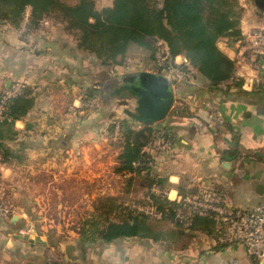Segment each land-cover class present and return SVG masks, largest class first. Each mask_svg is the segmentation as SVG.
I'll return each mask as SVG.
<instances>
[{
	"label": "crops",
	"instance_id": "crops-1",
	"mask_svg": "<svg viewBox=\"0 0 264 264\" xmlns=\"http://www.w3.org/2000/svg\"><path fill=\"white\" fill-rule=\"evenodd\" d=\"M113 2L97 0L96 5L102 9ZM240 2L244 6L241 29L247 35L264 22V0ZM30 10L29 6L19 27L0 22V92L28 84L36 96L29 113L16 121L18 135L9 140L13 148L25 149L24 158L0 159V179L10 187L8 203L20 213L16 220L0 217V264H49V256L58 259L49 241L34 243L10 232V225L30 222L31 212L38 213L40 227L53 228L79 226L105 197L118 198L134 209L148 207L136 201L147 192L141 179L115 169L122 146L109 140L108 129L118 117L128 118L136 127L145 125L128 113L136 110V96L124 89L116 92L127 83V74L141 70L165 75L174 92L167 116L147 123L174 135L171 144L148 148L155 157V174L171 184L168 190L160 186L151 190L172 197L182 195V190L206 191L239 206L264 203V192L258 190L264 189L260 186L264 185V69L257 72L249 64L236 63L231 78L213 84L190 65L186 55L178 54L176 60L194 74L192 80L176 79L165 70H154L152 58L142 48L133 47L124 59L119 41L98 52L81 48L75 33L52 18L43 19L29 33ZM159 43L169 50L165 40ZM218 44L235 58L239 43L229 46L222 37ZM240 73L258 77L252 87H246L238 78ZM93 85L102 87L99 107L69 112L73 103L83 107V93ZM123 94L131 103H118ZM217 111L226 116L224 122L214 120ZM131 177L133 184L127 188ZM185 231H168L158 239L138 235L98 239L84 252L77 248L60 257L66 264H264V256L249 255L241 243L219 245L201 229Z\"/></svg>",
	"mask_w": 264,
	"mask_h": 264
},
{
	"label": "trees",
	"instance_id": "trees-1",
	"mask_svg": "<svg viewBox=\"0 0 264 264\" xmlns=\"http://www.w3.org/2000/svg\"><path fill=\"white\" fill-rule=\"evenodd\" d=\"M97 0H0V22L9 21L19 27L27 8L31 13L27 23V32L36 31L42 20L52 18L65 24L67 30L75 33L78 46L92 52L114 42H121L122 58L133 47L144 49L145 56L151 57L156 66V54L163 39L169 46L173 56L184 54L191 66L205 75L213 84L231 78L236 69V61L223 51L218 42L227 38L229 46H234L244 39L241 19L244 6L240 0H114L110 6L99 9ZM135 52V51H134ZM137 53V52H136ZM148 53V54H147ZM241 84V81H237ZM5 92H0V103ZM100 96L95 85L88 87L83 99L89 100ZM36 101L35 91L31 85L25 84L4 102L0 114V159L20 161L24 158V148H13L9 140L14 139L19 129L18 119L24 118ZM120 120L117 141L122 150L119 154V172H133L146 185L144 198L136 201L154 206L161 213V218L142 209L124 206L115 197L99 199L96 215L87 217L84 224L91 231L84 240L95 238L112 240L122 236H149L161 238L168 231L187 234L185 228L201 229L212 235L218 242L221 226L212 210L202 209L187 202L185 197H204L206 191L193 192L180 190L183 199L173 200L166 192L152 191V186H160L168 190L167 179L154 172L155 157L147 144L155 131L153 124L134 126L128 118H114L109 126L112 136L115 124ZM28 127L32 123H27ZM174 141V135L166 131ZM128 178L127 188L133 183ZM220 197V196H219ZM223 198L220 197V201ZM184 214L180 218L178 213ZM117 219H111L110 214ZM174 224L175 228L170 225ZM93 234V235H92ZM192 234V233H190Z\"/></svg>",
	"mask_w": 264,
	"mask_h": 264
},
{
	"label": "built area",
	"instance_id": "built-area-1",
	"mask_svg": "<svg viewBox=\"0 0 264 264\" xmlns=\"http://www.w3.org/2000/svg\"><path fill=\"white\" fill-rule=\"evenodd\" d=\"M160 44V43H159ZM238 53L235 56L237 65L243 66L249 64L257 72L260 69H264V22L261 25L253 28L244 39L241 40L237 46ZM154 70H165L170 75L180 80H192L193 70L185 67L183 63L178 62L170 51L160 44L156 54V66ZM258 75L240 73L239 79H243L244 86L252 87L256 82ZM20 89L19 86L12 88L6 92L3 101L0 103V114L4 108V102L6 99L15 94ZM99 97L95 96L85 102L83 106L98 105ZM76 104L69 106V109L73 113L78 112ZM213 118L217 122H224L227 118L219 111L213 114ZM119 124L117 125V133L119 130ZM173 141L167 136V133L159 129L155 131L153 137L146 146V149L163 148ZM170 199L181 200L182 195L172 197L170 193H166ZM185 200L196 207L202 209H208L215 212L217 220L221 226V233L218 238V242L222 244L241 243L245 246L249 255L254 257L264 256V203H258L253 206H239L228 200L215 199L209 192L204 194V197L186 196ZM11 210V206L0 197V211L4 214H8ZM142 210L158 216L161 215L154 206L143 207ZM180 218H184V214L178 213ZM49 264H61L53 260V257H48ZM63 264V263H62Z\"/></svg>",
	"mask_w": 264,
	"mask_h": 264
},
{
	"label": "rangeland",
	"instance_id": "rangeland-1",
	"mask_svg": "<svg viewBox=\"0 0 264 264\" xmlns=\"http://www.w3.org/2000/svg\"><path fill=\"white\" fill-rule=\"evenodd\" d=\"M30 8H31V6H30ZM95 87H98L102 90V87H100V86L95 85ZM11 89H9V90H11ZM103 89H104V87H103ZM125 94H127V92ZM125 94H123V96L120 97L121 99L118 100V103L121 104L122 106L127 105V103H131V99L126 100L123 98V97L127 96ZM84 101H87V100H84ZM112 102H113V100H111V103ZM98 107H99V101H98V105L96 107L83 106L82 108L80 107L79 110L81 111V110L87 109V110L92 111V110L97 109ZM132 111H135V109H133ZM69 112H71L70 109H69ZM118 124L120 126V120L117 121L115 124L114 133L109 138L110 141H117L115 139H117L118 133H119V130L117 133V125ZM15 165H17V163H15ZM117 166H116V168H117ZM140 186L139 187L137 186V187L142 189L143 187H140ZM8 189H10L9 182L7 183V181H2L0 179L1 201L4 200L7 203H8V200H7L8 198L6 196L8 194H6V191L8 192L9 191ZM172 195L175 196V194H172ZM93 212H95V211H93ZM93 212L86 213L87 215H85V218L87 219V217L94 216L95 213H93ZM16 214H20V213L14 207H11V210L7 215L4 214L2 211H0V217L7 219V220L12 219V217H14V215H16ZM97 214L98 213L96 212V214H95L96 218L99 219V216H97ZM29 215H30V219H31L30 222L25 220L26 223L24 225L22 224V226H19V227H15L13 225H10V232H15L16 234L21 235V236H26V238L27 239L29 238L30 241L32 238L34 240V243H36V242L39 243L42 241H49V243L51 245H53L55 247V249L57 250L56 254H57V258L59 260L57 259L55 261L58 263L62 264L64 262L61 259L60 254L65 253L66 251L71 253V252L77 250V248H81L82 251L84 252L88 246H90V247L93 246L94 242H97V240H98V238H95V237L93 239H90V240H84V239H86V236H88L90 234L89 232L91 231L84 224V221L86 220L85 218H84L85 220H83V222L80 223L79 226L76 225V223H75V226H72L71 224L68 226H65L63 224L64 226H61V227H53V228L45 227V228H43V227H40L38 225L37 221L39 219V216H38L37 212H31V213H29ZM110 215H111L110 216L111 219H117L118 218V217H116V215H113V213H111ZM36 240H39V241H36ZM73 241H76V242L73 243ZM66 242H68V244H67L68 246L66 247V249H64L63 245ZM48 262H49V260H48ZM63 264H66V263H63Z\"/></svg>",
	"mask_w": 264,
	"mask_h": 264
},
{
	"label": "water",
	"instance_id": "water-1",
	"mask_svg": "<svg viewBox=\"0 0 264 264\" xmlns=\"http://www.w3.org/2000/svg\"><path fill=\"white\" fill-rule=\"evenodd\" d=\"M127 76H129L128 79L130 78V81H135V83L132 85L126 83L117 89L116 92L119 93V90L124 89L136 96V110H128V113L144 124L166 117L174 101V92L168 77L148 70L130 73ZM261 185L264 188V185ZM258 190L262 193L264 192V189L258 188ZM16 219H18L17 214L12 217V220Z\"/></svg>",
	"mask_w": 264,
	"mask_h": 264
},
{
	"label": "flooded vegetation",
	"instance_id": "flooded-vegetation-1",
	"mask_svg": "<svg viewBox=\"0 0 264 264\" xmlns=\"http://www.w3.org/2000/svg\"><path fill=\"white\" fill-rule=\"evenodd\" d=\"M130 79V78H129ZM129 79H127V83L129 84V85H132V84H134L135 83V81H130ZM132 87V86H131ZM133 88V87H132Z\"/></svg>",
	"mask_w": 264,
	"mask_h": 264
}]
</instances>
